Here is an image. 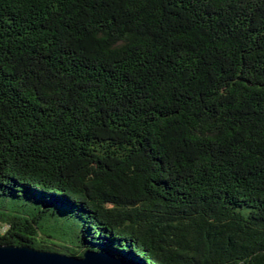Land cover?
<instances>
[{
    "label": "trees",
    "instance_id": "obj_1",
    "mask_svg": "<svg viewBox=\"0 0 264 264\" xmlns=\"http://www.w3.org/2000/svg\"><path fill=\"white\" fill-rule=\"evenodd\" d=\"M0 245L264 264V0H0Z\"/></svg>",
    "mask_w": 264,
    "mask_h": 264
},
{
    "label": "rangeland",
    "instance_id": "obj_2",
    "mask_svg": "<svg viewBox=\"0 0 264 264\" xmlns=\"http://www.w3.org/2000/svg\"><path fill=\"white\" fill-rule=\"evenodd\" d=\"M12 216H31L36 217L38 230L36 233L37 240L57 249L63 247L76 246L73 240L74 234L77 233V219L71 216L68 211L60 210L54 206H48L37 200L31 201L24 197L12 198V196H0V217ZM0 223V232L2 227Z\"/></svg>",
    "mask_w": 264,
    "mask_h": 264
},
{
    "label": "water",
    "instance_id": "obj_3",
    "mask_svg": "<svg viewBox=\"0 0 264 264\" xmlns=\"http://www.w3.org/2000/svg\"><path fill=\"white\" fill-rule=\"evenodd\" d=\"M0 264H139L113 252L87 250L80 257L26 246L0 245Z\"/></svg>",
    "mask_w": 264,
    "mask_h": 264
}]
</instances>
